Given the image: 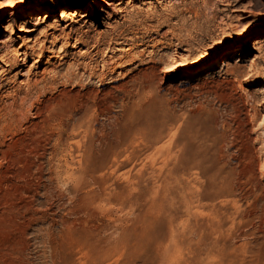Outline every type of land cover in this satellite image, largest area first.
<instances>
[{"label":"rangeland","instance_id":"1","mask_svg":"<svg viewBox=\"0 0 264 264\" xmlns=\"http://www.w3.org/2000/svg\"><path fill=\"white\" fill-rule=\"evenodd\" d=\"M107 1L0 0V264H264V0Z\"/></svg>","mask_w":264,"mask_h":264},{"label":"bare ground","instance_id":"2","mask_svg":"<svg viewBox=\"0 0 264 264\" xmlns=\"http://www.w3.org/2000/svg\"><path fill=\"white\" fill-rule=\"evenodd\" d=\"M80 1H82V0H77V2L79 3ZM108 2V4L109 5H112L113 4V2H112V0H108L107 1ZM77 3V4H78ZM65 3H63V2H58V3H56V4H53V5H51V4H46L45 6H43L42 7V11H47V10H57V11H59V9H56V7H58V6H65L64 5ZM116 4H118V3H116ZM27 29H25L26 31L25 32H28V31H31V29H30V27H26ZM11 40H13V39H11ZM13 47V46H12ZM11 49L12 48H10L9 47V49H8V51H6V53H1V55H0V59L2 60V62L5 64L6 63V66H10L11 68H14V67H16V66H20V72H22V73H24V72H29V69L30 68H26L25 67V60H26V57H24V55L23 54H25V52H20L18 55H16L14 58H10V53H11ZM124 51V50H123ZM226 56H228V53L225 55V57ZM19 59V60H18ZM37 62V61H36ZM31 67V66H30ZM1 71H2V69H1ZM4 71H6V69H4L3 71H2V73H4ZM19 72V73H20ZM1 75V74H0ZM4 75V74H3ZM2 76V75H1ZM1 76H0V89L2 88V79H1ZM264 98V97H263ZM24 101V100H23ZM262 100L260 99V102H261ZM18 102V101H17ZM66 104V103H65ZM263 103H260V105H262ZM67 105V104H66ZM258 106V105H257ZM259 107V106H258ZM257 108V107H256ZM44 110V109H43ZM46 112H47V115L44 117V119L42 120L43 121V125H42V127H44V128H47V129H50V130H52L53 129V127L56 125H62L63 126V124H64V120H63V117H62V115H63V113H64V107H63V105H62V103H57V104H53V105H50V106H48L47 107V110H46ZM17 114V113H16ZM13 118V117H12ZM1 120V119H0ZM55 128V127H54ZM60 134V133H59ZM54 135H53V133H50L49 134V136H48V141H50L51 142V140L53 139L52 137H53ZM57 138V137H56ZM60 138L64 141V139H63V136L60 134ZM41 142H39V144H40ZM38 144V143H37ZM62 146V145H61ZM45 148V147H44ZM61 148V147H60ZM59 149V148H58ZM52 151V150H51ZM45 157V156H44ZM63 159V158H62ZM58 169V171L59 172H61L62 171V169H63V167H62V165L60 164L59 165V167L57 168ZM57 169H55V171L57 170ZM65 169V168H64ZM57 171V172H58ZM228 173V172H227ZM59 175V174H58ZM225 182V181H224ZM222 183V182H221ZM235 184V183H234ZM222 187V186H221ZM226 198V197H225ZM233 202V201H232ZM243 222V221H242Z\"/></svg>","mask_w":264,"mask_h":264},{"label":"snow or ice","instance_id":"3","mask_svg":"<svg viewBox=\"0 0 264 264\" xmlns=\"http://www.w3.org/2000/svg\"><path fill=\"white\" fill-rule=\"evenodd\" d=\"M11 2H13V0H9V3ZM239 43H240L241 49H245L247 47V42H245L243 38H240Z\"/></svg>","mask_w":264,"mask_h":264}]
</instances>
